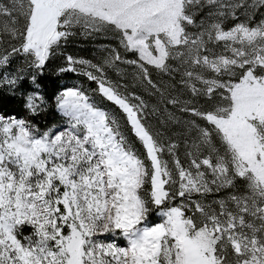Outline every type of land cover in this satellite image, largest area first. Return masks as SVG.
I'll return each mask as SVG.
<instances>
[{"label": "snow or ice", "instance_id": "1", "mask_svg": "<svg viewBox=\"0 0 264 264\" xmlns=\"http://www.w3.org/2000/svg\"><path fill=\"white\" fill-rule=\"evenodd\" d=\"M259 7L0 0V89L32 86L27 117L0 112V264H264V19L248 11ZM76 36L111 40L100 62L68 55L57 70L93 94L59 91L63 123L42 130L38 77ZM122 65L157 91L153 70L179 78L168 103L188 116L173 118L183 158L151 125L156 109L109 78Z\"/></svg>", "mask_w": 264, "mask_h": 264}, {"label": "trees", "instance_id": "2", "mask_svg": "<svg viewBox=\"0 0 264 264\" xmlns=\"http://www.w3.org/2000/svg\"><path fill=\"white\" fill-rule=\"evenodd\" d=\"M225 23L230 24L232 21L229 19L226 20ZM132 72L133 69L122 65L119 74L113 70L114 77H112V80L114 82L126 83L129 91H134L137 95H140L149 105L150 110L152 108L156 109V111L149 116L151 125L162 132L166 138H171L173 141L180 143L181 147L179 151L183 158V133L185 128L183 123H176L173 118L184 121L188 119V116L186 113H182L178 106L168 103L170 97L180 93V86L178 84L179 78L176 77L172 79L168 75L153 70L152 78L159 89V91H157L146 84L133 81ZM38 82L41 85V90L49 101V105L46 111L32 119L42 130H46L49 127L56 126L55 121L61 117L55 107L54 99L58 92L65 87L80 85L79 83L86 86L88 81L84 80L83 84V82H80L79 77L71 72H67L62 76H53L49 72L44 71L43 76L38 77ZM88 87L95 88V84L88 82ZM29 89H31V86L26 82L22 84L14 96L6 89H0V112L15 113L18 117H27L28 112L24 108V96ZM188 98L186 92L181 96V99ZM105 106L109 107L111 105L106 104Z\"/></svg>", "mask_w": 264, "mask_h": 264}, {"label": "rangeland", "instance_id": "3", "mask_svg": "<svg viewBox=\"0 0 264 264\" xmlns=\"http://www.w3.org/2000/svg\"><path fill=\"white\" fill-rule=\"evenodd\" d=\"M247 2L249 4H251L253 2V0H247ZM238 11H240L241 13L243 12V10H238ZM248 11H249L250 15H254V21L255 22H258L260 19H264V7L256 8L254 11L252 9H249ZM243 18H244V16L241 15V19H243ZM108 43H111V40L109 38H105L102 36L92 37V38H88V39L82 38L80 36H76V37L70 39L66 46L59 49L58 53L51 59L48 66L45 68V71L49 72L53 76H62L63 74H65V73H59L58 74L57 70L59 67H62L65 65V63H66L65 57L68 55H71L77 59L82 58V59L91 60L93 63H98L103 59V57L105 55V52L101 46L104 44H108ZM22 64H23L22 58L17 57L14 60L13 64L8 69V71H10V72L14 71L17 67L21 66ZM75 75H77V74H75ZM77 76L79 77L80 82H83V84H84V80L88 81L82 75H77ZM108 76L110 79H112V77H114L113 70L108 69ZM25 82L30 85V83L28 82L27 79L25 80ZM88 82H90V81H88ZM88 82H87L86 86L81 85V83H79L80 85H77V86H81L84 89L89 90V94L92 95L93 93H91L90 90L94 89V87H92V88L88 87ZM70 87H73V86H70ZM87 87H88V89H87ZM31 88H32V86H31ZM30 90L31 89H29L26 92L28 93ZM95 98L97 99L98 102H101V104L103 106H105L107 104L106 102L102 101L99 96H95ZM109 107L111 108L112 106H109ZM55 122H56V126H60L63 123V118L60 117ZM137 147H139V145H137Z\"/></svg>", "mask_w": 264, "mask_h": 264}]
</instances>
